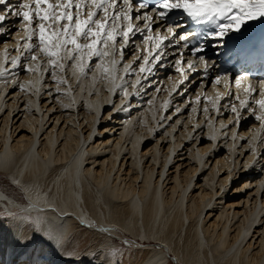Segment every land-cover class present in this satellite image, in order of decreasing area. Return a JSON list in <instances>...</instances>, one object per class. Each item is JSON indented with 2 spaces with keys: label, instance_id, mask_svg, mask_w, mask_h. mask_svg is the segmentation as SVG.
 Segmentation results:
<instances>
[{
  "label": "bare ground",
  "instance_id": "1",
  "mask_svg": "<svg viewBox=\"0 0 264 264\" xmlns=\"http://www.w3.org/2000/svg\"><path fill=\"white\" fill-rule=\"evenodd\" d=\"M9 2L19 3V0ZM15 19L9 22L11 32H16L18 18ZM258 25L249 26L248 31ZM22 35L21 32L16 37H1L0 41L22 43ZM6 47L16 54L15 42L7 43ZM222 51L214 45L207 47L206 57L213 61L208 79L195 75L193 80L189 75L192 83L185 81L179 86L187 87L183 94L168 95L179 78L174 69L160 67L158 71L153 69L155 75L148 77L151 87L140 89L138 94L130 88L131 95L123 103L107 91L111 85L103 81L95 86L87 81L83 90L73 83L75 103L68 108L61 106L70 103L67 98L57 103L53 96L45 95L49 91L55 95L47 73L39 96L25 95L15 86L5 87L0 81V157L6 148L10 156L7 167L0 159V172L8 179L11 175L28 194L24 211L19 212L22 219L0 221V264H59L64 257L70 260L67 264H152L153 256L162 264H171L176 259L178 264H198L202 258L210 264H264V191L256 190L264 180V148L257 144L261 156L253 170L247 165L257 157L248 155L250 149L246 143L259 124L251 114H242L234 131L243 138L233 142L229 139L231 132L223 135L226 129L221 128L220 122L231 128L234 117L227 107L220 114H214L210 107L217 133V146L212 148L207 137L213 133L205 130L207 119L198 114L205 94L215 98L219 91L225 100L231 99L230 93L244 96L243 88L248 81H242L240 89L231 83L225 88L223 81L215 88L210 87L217 74L227 73L235 78L246 72L245 68L226 71L224 59H220ZM126 52L131 54L130 49ZM9 73L19 78L17 83L39 79L20 67L9 69ZM66 73L71 78L68 70ZM155 80L159 92H153ZM252 85L258 95L259 86ZM197 94L201 105L194 115L190 109ZM149 101L153 104L149 105ZM165 101H168L167 109L161 107ZM129 103L131 107L127 111H120ZM89 104L102 117H97L95 111L89 112ZM105 112L109 116H104ZM195 124L200 126L194 127ZM104 127L107 129L101 130ZM260 135L264 137V131ZM242 168L245 170L241 171ZM243 177L246 184H242ZM231 185L236 190L231 191ZM238 195L244 200L230 202ZM5 197L0 193V205L7 208ZM12 200L8 209L14 211L11 206L16 201ZM37 218L42 223L34 233L32 221ZM118 228L144 235L146 241L136 244L142 252L136 261L117 263L110 257L108 251L114 247L112 238L118 237ZM38 233L43 236L44 244L35 254L32 244ZM17 235L31 239L17 247ZM53 235L58 238L52 239ZM175 235L179 240L176 243ZM151 238L156 241L151 242ZM180 241L186 250L196 253L189 250L191 253L181 256L173 247V244L180 246Z\"/></svg>",
  "mask_w": 264,
  "mask_h": 264
},
{
  "label": "snow or ice",
  "instance_id": "2",
  "mask_svg": "<svg viewBox=\"0 0 264 264\" xmlns=\"http://www.w3.org/2000/svg\"><path fill=\"white\" fill-rule=\"evenodd\" d=\"M0 6L3 9L0 10V37H16L23 33L22 43L20 40L0 41V47H3V52H0V81L5 87L15 86L25 95L39 96L40 85L47 73L48 80L54 85L55 95L53 91L45 95L53 96L57 103L67 98L70 103H62L64 108L75 103L73 83L80 85L79 90H83L87 81L93 82V86L103 81L111 85L107 91L118 96L123 103L131 95L130 88L136 89L138 94L140 89L151 87L152 81L148 77L155 75L153 69L158 71L160 67L174 69L179 78L177 83H173L171 91L166 89L168 95L171 96L172 92L183 94L187 87L179 86L184 85L185 81L192 83L189 75H192L193 80L195 75L208 79L213 65V61L206 57L208 46L214 45L223 50L224 56L247 58L252 38L249 26L264 22V0H19V3L0 0ZM13 17L18 18L16 32H11L9 28ZM185 18L191 21V30ZM203 26L211 27L208 31H202ZM137 36L141 39H134ZM9 42L16 43L15 55L6 47ZM127 49L131 50L130 55ZM126 55L128 59H125ZM137 61L139 63H135ZM18 67L29 75L39 76V79L17 83L19 78L10 75L9 69L14 71ZM166 79L171 80L172 77ZM222 81L225 88L231 83L236 89L241 88L242 81L249 82L243 88V98L239 92L230 93V100H225L219 91L215 98L205 94V102L199 113L197 106L201 105V98L197 94L190 111L207 119L205 130L213 133L207 137L212 148L217 146V133L210 118V107L214 114H220L227 107L230 116L234 117L235 123H232L231 128L223 121L220 122L221 128L226 129L223 135L228 136V132H231L229 139L233 142L243 138L234 131L243 118L242 111L244 116L251 114L259 124V129L251 139L246 140L250 149L248 155L257 157L252 164L247 165L254 170L261 156L257 144L264 148V137L260 135L264 131V81L259 83L258 95L247 75L231 78L227 73L217 74L212 78L210 87L215 88ZM197 87L201 85L197 84ZM160 90L159 84L153 87V92ZM88 94L92 95V92ZM96 95H99L98 89ZM221 100H224L223 105L220 104ZM148 103L152 105L153 101ZM110 107L114 110V105ZM130 107L129 103L120 111H127ZM161 107L167 109L168 101ZM87 110L95 111L97 117L100 116L99 110L90 104ZM176 111L180 109L176 108ZM104 116H109V113L105 112ZM0 159L7 167L10 159L7 148ZM228 179H231L230 175ZM256 190L264 191V180L260 181V188ZM41 223L39 218L32 221L34 233L39 231ZM57 238L52 236V239ZM29 239L31 237L17 235L15 245L22 247ZM110 254L120 253L112 250ZM152 264L162 262L153 256Z\"/></svg>",
  "mask_w": 264,
  "mask_h": 264
},
{
  "label": "rangeland",
  "instance_id": "3",
  "mask_svg": "<svg viewBox=\"0 0 264 264\" xmlns=\"http://www.w3.org/2000/svg\"><path fill=\"white\" fill-rule=\"evenodd\" d=\"M0 7H2V6H0ZM15 18L16 17H13V20H16ZM10 24H12V23H9V25ZM169 58H170V56H169ZM156 81L157 80L154 81V84L155 85L158 84V82L156 83ZM116 97H118V96H116ZM242 114L243 113H241V115ZM100 117H102V113L99 116V118ZM232 123H234V122H232ZM232 123H231V125H232ZM252 123L254 124L255 122L253 121L250 124H252ZM122 124H123V122H122ZM178 126H180V124ZM104 129H107V127L101 128V130H104ZM109 129H111V127ZM150 147H153V145H150ZM0 175H1L0 176V182H1L2 192H4L5 195L7 196V197H5V202L8 205L7 208H6V206L0 205V221L3 222L4 219H9V218H13V217L20 219L21 218V213H19V212H21L22 210L24 211V208H23L24 206L23 205L26 203V200H25L26 199V196H25V194L22 192V190L20 188L14 187L10 183V181H8V178L6 177L5 174H3L2 172H0ZM240 180H241V177H240ZM242 181H243L242 184H244V183L246 184L247 183V181L244 179V177H243ZM232 185L230 187L231 188V191L232 190L233 191L236 190V186L233 187ZM245 194L246 193H244V195ZM241 196L242 195H238V196L232 197L230 202L239 203L241 201V199H242ZM238 197H241V198L238 199ZM12 199H14L16 201V204H14L13 206H11L12 208H15L14 211H13L12 208H11L12 210H9L8 209L9 204L11 205V202L13 201ZM242 200H244V198ZM136 233L137 232H134V234H132V233H129L128 231L123 230V229L122 230H119V228H118V230H117L118 237L112 238L113 239V242H114V247H112V250H117L120 254L119 255H113V254H111V256L109 255L111 258L113 257V259L117 263H124V262L125 263H128L129 261H133L134 262V261H136L137 259L140 258L142 252L139 250L140 247L138 248V245H136V244H137V241L140 242V243H143L146 240L144 239V235L143 234L139 236V233H137V234ZM35 238H36L34 240V243L35 244H32V247L33 248L35 247L34 248V253L36 254L38 252V250H39L40 245L44 244L43 243L44 238H43V236L39 235V233L36 235ZM177 240H178V235L177 236L175 235L173 241H175V243H176ZM154 241H156V240H154L153 238H151V242H154ZM182 241H180V242H182ZM146 244H148V242ZM173 247L175 249H178L179 250V253H181V256H182V253H185V254H189L191 252H192V254H195L196 253L192 249L186 250L185 249V246H183V242L180 243V246H178V247H176V245L173 244ZM112 250H110V251H112ZM110 251H108V253H110ZM138 254H140V255H138ZM26 258L29 259V257L27 255H26ZM172 261H174V260H172ZM176 261H177V259H176ZM199 261H202V262L199 263ZM199 261H198V264H210V261H208L207 259H203L202 258ZM171 264H174V263L171 262ZM175 264H178V261ZM211 264H213V263H211Z\"/></svg>",
  "mask_w": 264,
  "mask_h": 264
}]
</instances>
